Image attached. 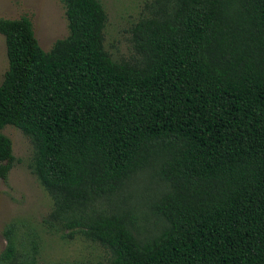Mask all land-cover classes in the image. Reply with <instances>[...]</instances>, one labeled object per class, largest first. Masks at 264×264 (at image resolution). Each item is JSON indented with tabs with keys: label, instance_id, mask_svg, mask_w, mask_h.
Segmentation results:
<instances>
[{
	"label": "trees",
	"instance_id": "trees-1",
	"mask_svg": "<svg viewBox=\"0 0 264 264\" xmlns=\"http://www.w3.org/2000/svg\"><path fill=\"white\" fill-rule=\"evenodd\" d=\"M62 1L69 34L49 51L30 18H0V179L12 125L53 201L46 228L104 247L96 264H264V0H155L133 62L105 49L100 0ZM3 235L0 264H39L33 230Z\"/></svg>",
	"mask_w": 264,
	"mask_h": 264
},
{
	"label": "rangeland",
	"instance_id": "rangeland-1",
	"mask_svg": "<svg viewBox=\"0 0 264 264\" xmlns=\"http://www.w3.org/2000/svg\"><path fill=\"white\" fill-rule=\"evenodd\" d=\"M100 1L108 17L105 49L115 61H135L139 55L133 46L132 28L150 15L155 0ZM23 16L32 21L35 36L45 51L69 34L62 0H0V18L16 20ZM8 67L6 42L0 34V84ZM3 133L12 141L15 164L7 180L0 179V254L6 246L5 227L16 223L22 231L30 229L38 235L39 264L106 263L110 253L101 245L80 235L66 240L46 228L44 220L53 209V201L32 171L34 147L30 139L12 125H7ZM150 186L144 178L139 179L133 184V199L144 204L152 191ZM143 210H146L144 205Z\"/></svg>",
	"mask_w": 264,
	"mask_h": 264
}]
</instances>
